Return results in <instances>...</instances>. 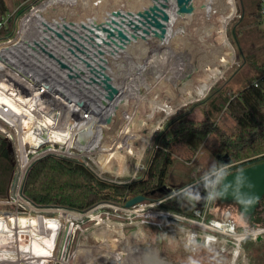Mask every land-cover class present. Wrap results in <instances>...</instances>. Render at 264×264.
<instances>
[{"label":"rangeland","instance_id":"obj_1","mask_svg":"<svg viewBox=\"0 0 264 264\" xmlns=\"http://www.w3.org/2000/svg\"><path fill=\"white\" fill-rule=\"evenodd\" d=\"M161 1L164 2V0ZM6 2L9 9L8 13L12 14V21L8 23V30L0 32V46L9 40H13L12 42L19 45L11 47V51L5 53L6 61H2V57L0 58V69L4 73V82L8 84L6 87L0 86V118L6 121L8 126L11 127V125L17 123V120H21L40 133H42L43 129L44 131L52 132V123L57 118V115L40 105L37 101V95L49 101L56 109L60 111L66 110V113L70 115L71 106L75 104L73 98L75 96L70 92V88L63 77H72V82L75 78L74 82L83 84L82 86L85 87L84 90L87 92L81 91L80 93L84 95L83 98H86L87 101H93L87 94L88 90L94 86L89 85V82L85 80L86 78L75 76L74 64L87 69L83 63L84 58L82 60L78 59L76 63H72V60L71 63H66L72 67L71 69H63L59 64L63 55L71 49V45L73 44L74 46V42L84 35L90 34L92 37L94 35L95 43H99L97 47L93 46L94 53L89 60L91 63L96 66L102 63L109 71L115 66L117 61L121 60L118 63L119 70H117V75L120 76L118 78L119 81L127 85H132L134 81H137L140 87H143L139 88L138 95L133 94L134 91L130 89L129 95L131 97H129L127 106L123 107L120 117H118L109 134L100 143L97 142L96 147L90 149V143L87 145L81 143L85 133L77 132L73 139L69 138L68 140V133L64 135L62 132L61 134L52 132L57 137L54 141L66 143L67 146L70 145L69 149L73 152L72 156H75L74 159L79 154L90 155V158L83 156L85 162L89 163L95 174L96 171L99 172L97 167L102 166L104 170L103 176L108 181L125 184L146 177V172L149 169V164L156 149L155 141L159 133L167 128L173 117L184 115L196 120L204 119V110L208 103L207 95L211 94L212 90L208 88L202 94L197 92L198 86L201 85L200 80H198L201 74L209 72L208 69L210 68L219 67L221 72H219L217 77H213L214 81L211 84L215 85L214 89H218L222 84L226 83L236 89L239 86L234 76L240 71L242 62L235 43V36L232 34L233 29L242 20V14L238 10L239 0H194L196 10L193 14V23L190 22V19H183L178 14L176 0L165 1L168 3L169 17L171 19L175 17L172 19L175 20L176 15H178L182 23L175 32L178 44H175L176 39L172 40L171 48L175 49V55L178 56V60L184 62V69L179 72L178 77L171 79V81L167 79L169 77L167 73L173 71L171 64L169 66L165 65L161 69L162 64H160L161 66L158 64L153 65L149 60L155 50L159 51L161 49V43L157 46L153 44L151 51L147 52V49L134 50L126 56L128 54L127 50L136 43L142 33V29L136 32L133 26L128 24V17L137 21L136 15L138 11L152 4L153 0H28L22 3L20 0H6ZM234 2L237 10L234 9ZM114 10L122 11L125 14L123 16H125L126 22L122 23V28L118 27L131 38L130 42L123 47L116 46L117 48H114L113 43L109 44L106 42L105 39H109L107 33L98 27L99 23H104L105 26L110 27L109 22L112 19L123 21L122 17L112 13ZM210 10L224 20L223 25H226L225 28L218 27L214 20H211L207 26L203 25L206 20L202 14L207 15ZM130 11L134 12L135 15L128 14ZM26 23H29L28 27L23 30L22 27ZM189 23L193 24V28L190 27L191 25L189 26ZM114 25L116 24L114 23ZM2 27L4 26H0V28ZM262 29H264V22ZM170 31H172L171 28L168 30V35H172ZM25 32L28 34L27 40L23 37ZM135 33L137 35L134 38L132 35ZM223 33L226 38H221ZM261 33H253L250 40L249 37H246L244 42L248 43L249 41V43L255 44V42H258L257 40L260 38ZM37 40H40V43H36ZM98 47L105 51L103 58H100ZM112 47L117 50L115 54L110 51ZM53 55L55 58L52 57ZM124 55L125 57L122 58ZM224 57L231 64L229 63L223 67L221 63ZM175 61L177 62V59ZM144 64L148 66L143 71L144 75H136L138 68ZM167 82L170 85L167 86L168 88L166 89L168 90L166 91L164 89ZM145 85H148V87H145ZM150 86L151 88H149ZM118 87L120 88V86ZM99 95H101L100 92ZM162 104L169 105L173 112H168L161 108L153 109L155 105ZM82 105L84 104L81 103L77 107L75 116L83 117L86 114ZM35 106L41 109L39 111L42 115V118L38 119L37 123L34 122L35 114H33ZM142 106L145 107L144 116L141 114ZM110 109H113L112 105ZM138 111L140 112L138 113ZM135 112H137L136 120L134 119L131 129L126 135V143L124 145L125 147H130L133 153H126L125 166L121 169L117 159L112 158L111 162H109L108 158H106L108 152L105 151H109L112 147L111 142L118 135V131L125 126L124 123L128 119L127 116H131ZM224 114L225 112H222L221 116L225 118L226 115ZM222 117H218L216 123L219 127L228 130L224 126ZM68 118L66 116V119ZM78 118L77 120L73 119L74 121L71 124L73 129L79 123ZM227 120L229 125L233 124V120L229 118ZM0 126L5 127L2 123H0ZM11 128L13 129V127ZM96 130L102 135L101 125H96L93 129L94 133L92 132L88 135L89 141L94 142L97 139ZM73 140H76V145L79 143L77 148L71 145ZM80 145H82V150L79 149ZM212 145V141H207L196 154L192 155L189 151H184L185 148L181 143H177L173 147L174 162L169 168L168 176L165 180L168 187L177 191L192 183L206 182L208 184L207 193L211 194L210 191L213 188L216 177L201 181L202 178L219 169H222L224 174L233 171L231 170L233 165L227 168L221 165V161H218L212 151ZM123 147L119 148L123 150ZM57 149L63 151L60 148ZM257 156L260 155H253L249 158ZM191 197L186 192H180L178 195H174L173 199L175 203H178V209L176 208V210L169 207L160 208L158 204L155 206L148 205L142 210H137L131 216L124 214L123 210L114 211L113 208H107L111 212L110 219L116 220L117 224H119L117 225L118 229L115 231L118 236L115 238L111 236L110 239V237L100 234L101 230L98 231L88 227L87 230L79 231V235L82 236L80 238L83 240L85 235L89 237L86 241V246H94L96 249L94 256L100 259H105L106 252H110V254L114 252L112 255L117 252L122 258H125L129 249L136 247L133 252L140 250L142 255L140 259L145 258L146 260L144 264H154V259L149 256L152 253V256L157 258V251L163 258L162 260L173 264H264V234L257 239L248 237L242 242L241 247L238 248L234 242L228 240L226 236L224 237L221 232L208 227L211 222L219 220L234 224L238 230H242L245 227L252 228L250 225L252 221L249 220V217H243L238 204L218 201L219 196L215 190L210 205L201 212L200 209L197 210L195 208L194 199ZM143 203L152 204L146 200ZM179 203L181 206H179ZM113 204L122 206L119 203ZM169 206L175 208V205L169 204ZM13 210L10 205H0V264L3 259H7L8 263L10 260H18L19 264H40L39 261L35 262L30 259L42 257L45 251H48L50 237L58 218L48 216L43 218L42 214L20 215L22 217H17L11 214ZM159 211L169 212L171 217L163 219L158 216L159 214L154 217L146 216V212L157 213ZM193 212L194 214H192ZM114 213H121L122 217ZM194 219L198 222H194ZM121 220L126 223L124 226L125 235L136 233V237L139 240H134V235L132 234L131 242L123 241L124 239L119 235L121 233L119 231L121 230L119 221ZM146 220H150V222ZM130 221H133V223H130ZM151 221L164 222L162 224L163 228L158 227ZM262 226L264 227V225ZM208 238L212 240L210 241ZM54 243L55 240L52 247ZM87 252L93 254L91 249H87L83 253ZM34 253L38 256L34 255ZM134 258V256H128V261L126 260L125 262L127 264H140L137 260V262L133 261L135 260Z\"/></svg>","mask_w":264,"mask_h":264},{"label":"trees","instance_id":"obj_2","mask_svg":"<svg viewBox=\"0 0 264 264\" xmlns=\"http://www.w3.org/2000/svg\"><path fill=\"white\" fill-rule=\"evenodd\" d=\"M26 1L28 0H20L21 3ZM255 5L254 10L241 15L242 20L232 33L242 62L240 71L234 76L238 88L228 83L222 84L218 89L212 88V93L207 95L204 119L196 120L184 115L173 117L155 141L157 152L153 156L146 177L118 184L98 177L93 170L77 159L47 154L36 160L27 171L23 184L24 195L39 206L78 210H87L102 201L124 205L131 197L149 194L151 190L165 183L169 168L174 162L173 147L177 143L184 146V151L194 155L205 142L212 141V151L218 161H221V165H227L224 162L225 157H229L231 163L239 162L233 164L231 167L233 171L264 162V31L259 28L264 22L261 13L262 0H256ZM8 10L6 0H0V22H4V19L6 22L4 27L0 28V32L8 30V23L12 21V14L8 13ZM257 32H262L258 42L255 44L244 42L246 37L250 40L253 33ZM94 42V35L92 37L88 34L71 47L74 52L69 50L60 61L71 63L72 60V63H76L82 58L90 60L94 53ZM62 112L66 114V110ZM222 112H225V118L221 116ZM218 117H222L228 130L218 126L216 123ZM63 118L57 116L52 123V132L61 134L65 121ZM228 118L233 120V124H228ZM11 127L25 142L37 140L41 136L40 132L21 120H17ZM253 155L260 156L249 158ZM14 170L13 147L0 132V196L9 193ZM220 183L221 181L216 189L217 195ZM233 202L238 204L236 201ZM165 207L176 210V207L164 205ZM263 213L264 197L256 211L248 216L252 221L250 223L252 227L264 225ZM93 264L102 263L98 260Z\"/></svg>","mask_w":264,"mask_h":264},{"label":"built area","instance_id":"obj_3","mask_svg":"<svg viewBox=\"0 0 264 264\" xmlns=\"http://www.w3.org/2000/svg\"><path fill=\"white\" fill-rule=\"evenodd\" d=\"M261 13L264 16V0H262ZM5 23H6L5 21L0 22V26H4ZM33 109H34L33 114H35L34 122L37 123V120L38 119L40 120L42 118V115L40 114L39 111L41 109L36 106ZM78 117L79 116L76 115L74 116V119L77 120ZM0 123H2L5 126L4 128L0 126V130H1L0 132L4 135L6 139L10 141L15 155V170L13 174L11 188L6 196H0V205L3 204L10 205L14 209L13 212L16 213L17 215L19 214L29 215V216L36 215L39 214L37 210H40L42 212L43 218L44 216L53 217V218L57 217L58 219H60L61 222V226H59L60 229L56 233L57 237L55 239V243L51 251L49 253L44 254L42 257L39 256V257L31 258L30 260H34L35 262L39 261L40 264H42L43 262L44 264H93L98 260H100V262L102 263L101 261L102 259L97 258V256H94V253H96V249L94 248V246H90V245L86 246V241L88 240L89 237L85 235L83 236V240H82L81 239L82 236L79 235L80 233L79 231H82L83 229L87 230L88 227H92L98 231L101 230V232H105L107 227H112L113 229L117 230L118 229L117 225L119 224H117L116 220L110 219L111 212L108 211L107 208H113L114 211L123 210L124 214L131 216L134 215L137 210H142L148 205L154 204V203L152 204L139 203L133 207L128 208L125 206V204L119 206L109 201H102L87 210H78L73 208L57 207V206H39L35 204L33 201L28 199L23 193V184H24L25 176L31 165L36 160L47 154L63 155L70 158H74L75 156H72L73 152H71V149H69L70 145L67 146L66 143H57L56 141L49 142L48 138L51 134H53L50 131H44L43 129L41 136H39L37 140L34 141L29 140L28 142H25V140H21V137L18 136L17 131L13 130L10 126H8V123L6 121L0 118ZM126 123L127 121L124 123V125ZM78 144L79 143H77V145ZM77 145L75 144V146L73 147L77 148ZM57 148H60L63 151L58 150ZM79 149L82 150V147ZM83 156H87L88 158H90V155L79 154L76 155L77 157L76 159L81 160L83 163H86ZM92 161L97 164V162L94 159ZM233 164L234 163L227 164L224 166L227 168ZM85 165H87L91 170H93L92 167L89 165V163H86ZM97 168L99 172L96 171V175L106 180L107 178L103 176L104 175L103 168L99 166ZM223 175L224 172H222V169L221 170L219 169L216 172H213L212 174H208L202 178L201 181L209 179L211 177H216L215 183L213 184V188L210 191L211 194L210 193L207 194V199H206L207 204L210 203V200L212 199V195L214 194L216 188L218 187V183L221 181ZM148 212H146V216L154 217L157 214H159L158 216H161L163 219L171 217V214L169 212H164V211H159L157 213L156 212L148 213ZM114 214L119 217H122L121 213H114ZM146 221L150 222V220H146ZM193 221L198 222L195 219ZM151 222L157 225L158 227H162V224L164 223L162 221H158V222L151 221ZM119 223L121 228V230H119L121 231L119 235L122 236V234L125 233L124 226L126 223L123 220L119 221ZM130 223H133V221H130ZM208 227L217 230L218 232H221L224 235V237L226 236L228 240L234 242L238 248L241 247L242 242L245 241L248 237L257 239L258 237H262V235L264 234L263 226H257L252 228L245 227L242 230H238L234 224L219 220L211 222V224H209ZM228 237H232V238H228ZM87 249L93 250V254L92 253L89 254L88 252L84 254L83 252L86 251ZM113 253L110 254V252L108 253L106 252L105 259L111 258L113 256L112 255ZM34 255L38 256L35 253ZM114 255H117V253H115ZM14 263L19 264L20 262L18 260L15 261L10 260L8 263L7 259H3V261H1V264H14Z\"/></svg>","mask_w":264,"mask_h":264},{"label":"water","instance_id":"obj_4","mask_svg":"<svg viewBox=\"0 0 264 264\" xmlns=\"http://www.w3.org/2000/svg\"><path fill=\"white\" fill-rule=\"evenodd\" d=\"M165 1L166 0H164V2L161 0H153L152 4L138 11L136 15L138 19L137 21L133 20L131 17H128V24L133 26L136 32H139V29H142L145 34L154 33V35L158 38H166L170 17L168 12L165 10V8L168 6V3ZM176 3L177 11L182 16L192 14L196 10L194 0H176ZM112 13L122 17L123 21L120 22L112 19V21L109 22L110 27L105 26L104 23H99L98 27L102 28L107 33V36L110 39H105L107 43H113L114 48H117L116 46L123 47L126 43L131 41V38L119 28L122 26L123 22H126L125 16H123L125 14L119 10H114ZM128 14L135 15L132 11H130ZM114 23L116 25H114ZM65 26L67 25L65 24ZM136 35L137 34L135 33L132 36L135 38ZM36 43H40V40H37ZM93 44H95L94 46L97 47L99 43L94 42ZM114 48L112 47L110 51L115 54L117 50ZM70 50L74 52L73 49ZM98 53L100 54V58H103L105 51L101 49V47H98ZM49 54L51 55L50 52ZM52 57L55 58L54 55ZM84 63L88 71H86L87 69L74 64V68L76 70V74H74L77 77L82 76L86 78L85 80L89 82V85L91 84L95 87L99 86L100 90H103V95L99 96L97 99L94 98V103L87 101V99L83 98V95L80 93L81 91L86 93L84 90L85 87L82 86L83 84L74 82L75 78L72 82V77H63V79L66 80L68 87L70 88V92L73 93V96H75L73 98L78 100L76 98L79 96L81 98V102L86 106L87 111L95 114L97 119H101L103 112L107 111L112 105L113 109L111 110L110 114L103 116L101 124V139L103 140L109 134L118 117H120L123 107L127 106L126 104L129 102V97L121 96L120 88L114 84L113 77L108 73L107 67L105 65L99 63L98 66H96L87 59L84 60ZM59 64L63 69L72 68L62 61H59ZM85 75H87V77H85ZM37 101L39 104H42L50 111L54 112L60 118L64 117L63 119H66V116H68L69 118L66 119L65 123L63 124L61 132L63 134L69 133V128H71L73 118H70L68 113H66L65 116L62 111L56 109L54 105H52L40 95H38ZM78 102L80 101L78 100ZM79 124L85 126L84 121L81 119L79 120ZM55 138L57 137L53 133L49 136L48 140L49 142H54ZM74 144L75 141L73 140L71 145L74 146ZM81 147L82 146L80 145V148ZM224 162L226 164H231V159L229 157H225ZM207 190L208 184L206 182H201L199 184L184 186L178 190V193L186 192L188 195L194 198L196 206L200 207L207 199ZM218 196L219 200L236 201L239 205L240 212L244 217L252 215L258 208L261 199L264 197V162L224 174L219 186ZM146 199V195L139 194L128 199L125 203V206L130 208L139 203H143Z\"/></svg>","mask_w":264,"mask_h":264},{"label":"bare ground","instance_id":"obj_5","mask_svg":"<svg viewBox=\"0 0 264 264\" xmlns=\"http://www.w3.org/2000/svg\"><path fill=\"white\" fill-rule=\"evenodd\" d=\"M234 4H235V2H234ZM205 6V5H204ZM168 6H167V8H165V10L168 12ZM234 9L236 10V4H235V6H234ZM227 11H228V9H227ZM169 13V12H168ZM179 14V13H178ZM193 14L194 13H192V14H187V15H184V16H182L181 15V17L183 18V19H190V22L191 23H193V20H194V17H193ZM180 15V14H179ZM202 16L205 18V20L206 21H204V23H203V25H205V26H207L210 22H211V20H214L216 23H217V25H218V27L220 26V28H225L226 27V25H223V22H224V20L222 19V18H220V17H218V15H215L214 13H212V11L210 10V12L209 13H207V15L206 14H202ZM175 17H173L172 19H174ZM171 19V18H170ZM170 20L169 22H168V30H170V28H171V30L173 31H170L171 33H172V35H168V33H167V35H166V38H158L157 36H155L154 35V33H150V34H145L144 32H143V30H142V33H141V35H140V38L136 41V43H134V45L133 46H131L130 48H129V50H127V52H128V54L126 55V56H128L130 53H132L134 50H146L147 49V52L150 50L151 51V48L149 47V45H148V42H150V40L151 41H156V42H158V43H161L160 45H162V47H161V49L159 50V51H156L155 49V52H153V54H152V57L149 59L150 60V62L151 63H153V65L154 64H158L159 66H161L160 64H162V67H161V69H163V66H165V65H167V66H169V64H171L172 65V69H173V71L172 72H169V73H167V76H169V77H167V79L168 80H170L171 81V79H173V78H175V77H178V74H180L179 72H181L183 69H184V62H182L181 60H178V58H176L175 56V51H174V48H171V45H172V40H175V39H177V36H175V32H176V30L178 29V27L182 24L181 22H180V18L178 17V15H176V19L175 20ZM192 26L193 24H190L189 23V26ZM197 25V24H196ZM174 28V29H173ZM213 32V31H212ZM144 33V34H143ZM143 35H145V36H143ZM225 37V35H224V33L223 34H221V38H224ZM226 38V37H225ZM151 47H153V46H151ZM158 48V47H157ZM233 49H235V48H233ZM234 54H235V52H234ZM125 57V55L122 57V58H124ZM173 58V59H171V58ZM236 57V56H235ZM175 59H177V62L175 61ZM231 60V59H230ZM119 61H121V60H119ZM119 61H117V63L115 64V66H113V68L111 69V70H109L108 71V73L113 77V82H114V84L115 85H117V86H120V90H121V96H124V97H131L130 95H129V92H130V89L131 90H133L132 92H133V94H139V88H143V87H140V85H139V83L137 82V81H134L133 83L134 84H132V85H130V84H126V83H122L121 81H119V77L120 76H118L117 75V70H119L118 69V63H119ZM168 62V63H167ZM230 63V61L226 58V57H224L223 59H222V63H221V65L224 67L225 65H227V64H229ZM132 64V63H131ZM231 64V63H230ZM120 66V65H119ZM148 68V66H146L145 64L144 65H141L139 68H138V71H137V74L136 75H140V76H142V75H144L143 74V71L145 70V68ZM171 67V66H170ZM160 68V67H159ZM186 68V67H185ZM170 70H171V68H169ZM220 69L221 68H219V67H217V68H210V69H208L209 70V72H207V73H204V74H201L200 75V77H199V79L198 80H200V83H201V85L200 86H198V89H197V92L199 93V94H202V93H204L209 87H210V85L212 84V82L214 81V78L215 77H217L218 76V74H219V72H221L220 71ZM168 70V69H167ZM164 73V72H163ZM177 74V75H174V74ZM226 73V72H225ZM199 74V73H198ZM161 77V76H160ZM214 77V78H213ZM164 80V79H163ZM165 81V80H164ZM163 82V81H162ZM210 82V83H209ZM145 84V83H144ZM148 85H145V87H147ZM206 86V87H205ZM95 87V86H94ZM88 88L89 90V92H88V94H87V96L89 97V98H91L93 101H90V102H93L94 103V98H98L99 96H102L103 95V90H100V88H99V86H96L95 88ZM159 87V86H158ZM205 87V88H204ZM99 88V89H98ZM149 88H151V86L149 87ZM96 90H97V92H96ZM87 92V91H86ZM99 92L101 93V95H99ZM147 92V91H146ZM83 95V94H82ZM136 95V96H137ZM77 96V95H76ZM84 96V95H83ZM143 98H145V97H143ZM76 99H78L80 102H78V100H75L74 99V105L73 106H71V108H72V110H71V113H70V118H73L74 119V116H75V114H76V111H77V107L78 106H80V104L82 103L81 102V98L79 97V96H77V98ZM148 99V98H147ZM129 100V99H128ZM132 100V99H131ZM130 100V101H131ZM133 101V100H132ZM169 104V103H168ZM83 107H84V109H85V111H86V114L83 116V117H79L78 119L80 120H82L83 119V121H84V125L85 126H82V125H80L79 123H78V125H77V127L76 128H69V133H68V140H69V138H71V139H73L74 138V136L76 135V133L77 132H80L81 134L82 133H85L84 134V137L82 138V142L81 143H84L85 145H87L88 143H90V149L91 148H93V147H96L97 146V142L98 143H100L101 142V137H102V135L98 132V130H96L95 131V135L97 136V139L94 141V142H92V141H89V133H94V131H93V129H94V127L96 126V125H101L102 124V120H103V116L105 115V116H107L108 114H110V112H111V110L112 109H108L107 111H104L103 112V114H102V116H101V119H97V117L95 116V114H93V113H90L89 111H87V108H86V106L85 105H82ZM95 106V105H94ZM129 106V105H128ZM82 108V107H81ZM94 108V107H93ZM158 108H161L162 110H165V111H170V112H173L172 110V108L169 106V105H166V104H162V105H155V107H153V109L154 110H156V109H158ZM134 109H135V107H134ZM94 110V109H93ZM79 111V110H78ZM135 111V110H134ZM137 111V110H136ZM85 113V112H84ZM136 113L137 112H135L133 115H131V116H127L128 117V120H127V124H125V126L124 127H122L121 128V130H119L118 131V135H116L114 138H113V140H112V147L109 149V151L107 150V151H105V152H108L107 153V155H106V158H108V160H109V162H111V159L112 158H115V159H117L118 160V162H119V164H120V168L121 169H123L124 168V166H125V158H126V153L127 154H132L133 153V151H132V149H130V147H128V146H124L125 145V143H126V135H128V132L130 131V129H131V126L133 125V123H134V119L136 118ZM149 116H152V115H149ZM72 119V121H74ZM136 120V119H135ZM129 121V122H128ZM135 128V127H134ZM138 128V127H137ZM154 132V131H153ZM65 135V134H64ZM65 137V136H64ZM81 138V137H80ZM70 139V140H71ZM65 140V139H64ZM91 140H93V139H91ZM76 141V140H75ZM79 141V140H78ZM67 142V141H66ZM83 145V144H82ZM81 145V146H82ZM124 146V147H123ZM119 147H123L124 149L123 150H121ZM107 160V161H108ZM102 167V166H101ZM120 172V171H119ZM14 211V210H13ZM11 212V214H14V215H16L17 217H22V216H20L21 214H19V215H17L16 213H14V212ZM38 212H39V214H42V212L40 211V210H37ZM59 216H60V214H59ZM59 226H61V222H60V219H58L57 220V222L55 223V226H54V228H53V232H52V234H51V237H50V245H49V248H48V251L46 250L45 251V254L46 253H49L50 251H51V248H52V245H53V242H54V240H55V238H56V233L59 231V229H60V227ZM56 229H57V231H56ZM120 229V228H119ZM203 229V228H202ZM54 231H56V232H54ZM115 229H113L112 227H107L106 228V231L105 232H101L100 234H102V235H105V236H107V237H110V239H111V236H118V235H116L115 234ZM126 231V230H125ZM133 235H134V240H139V238H137L136 237V233H132ZM125 235V233L124 234H122V238L124 239L123 241H128V242H131L130 241V238H133V235ZM208 240H212V239H210V238H208ZM209 241V242H210ZM119 256H120V254H119ZM121 258H122V256H120ZM124 258V257H123Z\"/></svg>","mask_w":264,"mask_h":264},{"label":"flooded vegetation","instance_id":"obj_6","mask_svg":"<svg viewBox=\"0 0 264 264\" xmlns=\"http://www.w3.org/2000/svg\"><path fill=\"white\" fill-rule=\"evenodd\" d=\"M155 148L156 149H155L154 154L157 152V146L156 145H155ZM154 154H153V156H154ZM152 160H153V158L151 159V162H152ZM151 162H150V164H151ZM150 164H149V167H150ZM148 170L146 172V175L149 174ZM173 190H174V188L173 189H170L168 187V185L166 183H164L163 185L157 186L156 188H154L153 190H151V192L149 194H146V198H147L146 201H148L149 203H154V204H152V206H155V205L158 204V205H160V208H162V207H164V205L165 206H169V204H172V205H175V207L178 209V203L177 202L175 203V201L173 200L174 199V195H178V190L177 191H175V190L173 191ZM207 192H208V190H207ZM217 200L218 201H221V202L222 201L228 202V203L233 202V201H227V200H219V199H217ZM206 201L203 203L202 206H200V207H197L196 206V209L197 210L200 209L201 212H202V210H204L205 207H207L208 205H210V203L207 204ZM211 201H212V199L210 200V202ZM149 210H151V209H149ZM113 237L115 238L116 236H113ZM108 244L111 245L110 243H108ZM135 249H136V247H133V249L132 248L129 249V251L127 252L125 258H121L119 256V254L116 252L117 255H113L109 259H102L101 260L102 261V264H105V263L106 264H127L125 261L126 260L128 261V256H131V257L134 256L135 257L134 258L135 260L140 259L142 257L141 252H140V250L138 252L137 251L136 252L135 251L133 252V250H135ZM152 255L153 254H151L149 257L151 259H154L155 260L156 258L153 257Z\"/></svg>","mask_w":264,"mask_h":264},{"label":"crops","instance_id":"obj_7","mask_svg":"<svg viewBox=\"0 0 264 264\" xmlns=\"http://www.w3.org/2000/svg\"><path fill=\"white\" fill-rule=\"evenodd\" d=\"M255 2H256V0H239V7H238V10H239V13L240 14H242V15H244V13L246 12V11H250V10H254L255 9ZM236 10H237V6H236ZM243 17V16H242ZM245 18H246V16H245ZM194 21V20H193ZM24 24V23H23ZM28 24L29 23H26V25L25 26H23L22 27V29L23 30H26L27 29V27H28ZM263 24V23H262ZM262 24L259 26V28L261 29V30H264V29H262ZM188 25V24H187ZM190 27H192L193 28V25L192 26H190ZM85 36H87V35H84L83 37H81V38H78L75 42H74V45H76L79 41H81ZM26 40L28 39V34H27V32H25L24 33V36H23ZM178 39H176L175 40V44H178L176 41H177ZM13 40H9V41H7L4 45H2V46H0V58L1 59H3L2 61H6V59H7V57H6V55H5V53L6 52H8V51H11V47H15V46H19L17 43H14V42H12ZM153 44H156L155 46H157L159 43L158 42H156V41H151L150 40V42H148V45H149V47L150 48H152L151 46H153ZM73 46V44L71 45V47ZM22 47V46H21ZM8 48H10V49H8ZM153 50V49H152ZM174 51H175V49H174ZM176 58H178V56L176 55L175 56ZM28 59H29V57H28ZM145 79V78H144ZM5 78H4V73H3V71L0 69V86H8V84H6L5 82ZM146 81V80H145ZM168 85H170V83H165V89L164 90H168V89H166V88H168L167 86ZM215 85H211L210 87H209V89L210 90H212V88L214 87ZM148 87V86H147ZM210 90H209V92H210ZM1 91V90H0ZM165 91V92H166ZM209 94V93H208ZM145 107H141V114L144 116L145 115ZM140 111H138V113H139ZM152 254V253H151ZM156 254H157V258L154 260V264H173V263H171V262H167V261H164V260H162L163 258L160 256V253L157 251L156 252ZM157 260V261H156ZM133 261H136V260H133ZM137 261L140 263V264H144V262L146 263V260H145V258H142V259H137ZM136 261V262H137Z\"/></svg>","mask_w":264,"mask_h":264}]
</instances>
